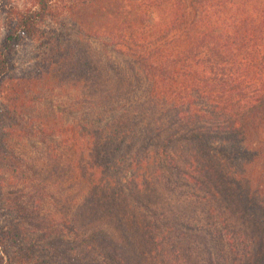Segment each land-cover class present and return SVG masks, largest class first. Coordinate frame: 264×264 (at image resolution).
Masks as SVG:
<instances>
[{
	"label": "trees",
	"instance_id": "obj_1",
	"mask_svg": "<svg viewBox=\"0 0 264 264\" xmlns=\"http://www.w3.org/2000/svg\"><path fill=\"white\" fill-rule=\"evenodd\" d=\"M54 4L0 0V264H264V0Z\"/></svg>",
	"mask_w": 264,
	"mask_h": 264
},
{
	"label": "rangeland",
	"instance_id": "obj_2",
	"mask_svg": "<svg viewBox=\"0 0 264 264\" xmlns=\"http://www.w3.org/2000/svg\"><path fill=\"white\" fill-rule=\"evenodd\" d=\"M15 1H17L21 5H26V6H31V5L34 4V0H15ZM55 2H56V4H54V8H55V11H56L58 9L57 6H59L61 3H63L64 0H55ZM56 13H57V11H56ZM65 19L66 20H70L69 18H66V17H65ZM17 52L18 53L16 55L15 71L12 72V75L13 74L14 75L15 74L26 75L27 74V63H26V59L28 58L26 56V51L23 50V48L21 46L17 50ZM22 68H24V70H21ZM40 70L41 71H39L38 73H41L43 71V69H40ZM7 81H6V83L10 82V81H8V82ZM51 84L53 86V85H56L57 82L56 81H53ZM73 92H75V90L73 89V87L67 89L65 86L58 85V89L55 90V95L56 96L57 95H61V97H63V98H60L62 100L61 102H66V100H68L69 102H67V104H69L71 102V100L69 98H71V96L73 95ZM55 97L53 96L52 99L58 103V100L60 101V99L59 98H55ZM46 105L47 104L45 102V104H43V107L45 108ZM49 105H50V103H49ZM57 108L60 110L61 105L60 104L59 105L57 104ZM70 114H72V113L69 112L67 115H65V118L66 119L69 118ZM27 149H28V151H32L33 154H35V149L33 147H28Z\"/></svg>",
	"mask_w": 264,
	"mask_h": 264
}]
</instances>
